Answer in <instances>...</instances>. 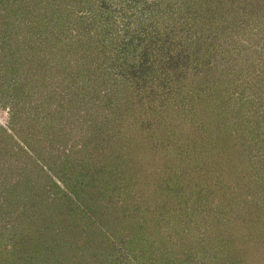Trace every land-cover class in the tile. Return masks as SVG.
I'll return each mask as SVG.
<instances>
[{
  "label": "rangeland",
  "instance_id": "obj_1",
  "mask_svg": "<svg viewBox=\"0 0 264 264\" xmlns=\"http://www.w3.org/2000/svg\"><path fill=\"white\" fill-rule=\"evenodd\" d=\"M83 1L55 3L70 5L65 34L41 27L38 6L26 0L19 2L27 17L15 26L0 17V68L46 74L27 86L31 98L16 108L14 131V90L0 73V264H264V0H161L146 14L144 1L112 5L105 20L119 21L118 50L154 17L177 29L173 38L200 40L182 45L189 58L157 66L169 70V85L159 78L143 89L128 77L102 83L109 74L96 68L106 56L100 38L84 37L88 23L78 33L67 19L97 18L98 6ZM80 7L89 10L76 13ZM113 38L107 55L117 48ZM31 44L43 45L38 59L20 62ZM61 48L71 53L69 68ZM86 82L91 94L77 102L72 85ZM117 85L123 114L103 109L95 118L94 104L107 105L106 90ZM48 123L49 133L40 127Z\"/></svg>",
  "mask_w": 264,
  "mask_h": 264
},
{
  "label": "trees",
  "instance_id": "obj_2",
  "mask_svg": "<svg viewBox=\"0 0 264 264\" xmlns=\"http://www.w3.org/2000/svg\"><path fill=\"white\" fill-rule=\"evenodd\" d=\"M20 0H0V17L3 18H9V22L8 25L9 26H15V24H17V19L19 18L18 16L22 15L24 16L23 11L26 10V8H24L21 3L19 2ZM40 1H44V0H26L27 4H29L31 6V3L33 4V6H38L37 10H36V15H38L36 18H33L34 20H37V22L40 24L41 27H49L52 29V26L55 28L56 32H58V34L64 32V30L66 31L65 27L66 25V19L64 20V15L65 12L67 10V6H70V4H73L75 2H84L83 0H68L69 3H63L62 5H59L58 7L55 5V3L59 0H46L47 4L46 6H43L42 4H40ZM62 0H60L61 2ZM124 1L125 0H90V5L88 7H93L98 6L97 7V11L98 14L95 12L94 16L96 15V19H93V15L90 16V18L84 22V19L80 16L76 17V20H72L71 15L67 18L70 19L71 21H73V26L74 28L78 31V33L80 32V28L83 24H87V32L88 34L84 37H87L91 40L92 37H96L98 36L100 38V40L98 41L99 43L102 44V47L104 48L102 50V55L105 56V59L103 58V60H101V62H95L97 63L96 68L97 71H100V69L102 68V70L104 69V75L109 74L108 78L105 80H103V84L107 85V86H111V84L115 85V84H120V80L122 79V77H128V78H134L137 82V86H140L139 88H142L143 85L145 84V86L148 85V82L151 83H155L158 80H161L162 78V84L165 85H169V81H166L165 79L167 78V72H169V70L165 69L162 70L163 72H159L157 70V66H166L168 63L170 64L171 62L177 60L178 58L183 60L185 58H189L190 52L187 51V49H183V44L184 42H191L193 41V43L195 44H200V40L197 39V37L193 38L191 36H185L184 38H188L190 40H186L183 37H179L177 39L172 37V34L175 33V35H178L177 29L175 27H172L171 25H168L167 22L163 21L164 18H162L161 20L158 21L159 18H153V24L151 25H147L145 27V31H141L138 32V34L135 35H128L130 36L128 39H126L125 41L120 43V47L118 50V41L117 38H120V36H122V31H120L119 29V21L118 19L116 21L111 22L110 19L105 20V14L107 12L110 11L111 6L113 5V7L119 8L120 6L124 5ZM144 1V4H146V8H145V12L144 14H146V12L150 11L152 13H155L154 9H151L153 6L151 5H162L161 4V0H155V3L151 2L150 0H133V2L131 3V5H140L142 2ZM31 2V3H30ZM109 2V3H108ZM37 3L39 5H37ZM102 3V5H100ZM159 3V4H158ZM84 4V3H83ZM82 5V4H80ZM165 5V4H164ZM171 8L174 7L172 4H170ZM124 7L121 8V10ZM167 8H170L169 6ZM31 9V8H30ZM173 9V8H172ZM171 9V10H172ZM32 10V9H31ZM84 10H89L86 9L84 7H80L78 8V10H76V13H84ZM166 8L162 9L161 12H166ZM32 11H29V13H31ZM160 13V9H157L156 14ZM11 15L13 17H17L14 18L15 20H10ZM155 15V14H154ZM24 17H27V15H25ZM62 20L63 22H57L56 20ZM31 20V19H30ZM142 20H144L142 18ZM20 21V20H19ZM23 23H27V18H24ZM47 25V26H46ZM52 25V26H51ZM9 29H13V27H8ZM100 28H102L103 32L102 33L100 31ZM40 29V28H37ZM64 29V30H63ZM90 30V31H88ZM170 31V33H168L167 31ZM183 31V30H182ZM9 32V31H7ZM185 32V31H184ZM65 34V32L63 33ZM104 35V36H103ZM164 35H166V40H164ZM81 36H83L81 34ZM115 36L116 42H115V46H117L116 49H113L111 51V53L109 55L108 52L110 50H106L108 49V46H106L107 44V40L109 39H114L113 37ZM26 37V36H24ZM141 38V39H139ZM168 39V40H167ZM172 39H177V40H172ZM23 43V42H22ZM23 49L21 47L17 46V50L18 51H26L25 48V42L23 44ZM42 46L43 45H38V46H34L33 44H31L29 47V51L26 52V55L28 57H26L25 60L20 59L23 63H25V61H29L30 64H32L33 62H35L38 57L39 54L42 50ZM105 47H107L105 49ZM194 48L196 50L197 46L194 45ZM55 50L58 52V48H55ZM63 58H61V60H63L62 65H64V67L69 68L70 63L68 65H66V61L69 60V54L71 55V53L68 51V49L65 48H61L60 49ZM68 53H67V52ZM195 52V51H194ZM74 53V52H73ZM14 51L9 53V60L8 61H13L15 62L16 58H14ZM38 55V56H37ZM57 55V54H56ZM197 56V55H196ZM185 57V58H184ZM56 58V57H55ZM17 61V60H16ZM112 62L111 66L110 64H108V62ZM78 62V64L80 65V63L83 65L84 64V60L80 59V61H76ZM28 63V62H27ZM12 66H8L6 68V70H4L3 68H0V73L5 74L6 76V83L3 82L4 86H7V91L8 89H10V87L14 90L12 93V124H13V129L15 128V121L17 120L18 117H20V113L16 108H19V106H21L23 101L22 99H29L30 94L27 92L26 88L27 86L29 87H34L35 84H37L38 82L40 83L46 76L45 74V70L41 68V72L39 73V71L35 68V67H29L28 69L23 68L22 70L19 69H14ZM120 68V72L118 71V69ZM54 68L53 70L49 69L48 72L54 74V80H56L58 82L59 78H60V70H56V73L54 72ZM33 73L32 77H30L29 73ZM16 75V77L22 78V81H15L12 82V78L10 77V75ZM62 74V73H61ZM165 74V75H164ZM195 76H197V73L195 71ZM194 76V78H195ZM161 78V79H159ZM127 79V78H126ZM126 79H124V82L126 83ZM157 80V81H156ZM24 83V84H23ZM50 83V81H49ZM52 84V83H50ZM82 88L79 87L78 85H76L75 83L72 85V88L77 92V94L74 95V99H76V101H82L81 98L86 97L87 95L91 94V90H88V83L86 82L84 85L82 84ZM95 86V85H92ZM120 86H116L114 89L115 91H108L106 90V94L108 96H111V100H107V105H103V104H94L95 106L99 107V109H94V111H96L98 114L96 115L95 118L99 119V116L101 113L104 114L103 109L105 110V112H107V114H114L117 111L121 112V110H119L118 108H120V106L117 104L116 105V101H121L120 99V95H121V89L119 90ZM197 88H199V84L197 85ZM143 89V88H142ZM88 90V91H87ZM104 90V89H103ZM5 92V88L3 89V93ZM31 92V91H30ZM204 92V91H203ZM3 93L1 94V96L3 95ZM22 96L20 98H18L19 95ZM61 94V93H59ZM92 94L95 95V102L99 103L101 95H102V89L97 90L96 92L92 91ZM53 96L50 92L49 93H45L44 96ZM106 95V96H107ZM114 96H117L118 98H116V100L114 98ZM105 95L102 97L104 99ZM65 97L61 98L64 99ZM144 100L141 102L142 105L144 106L145 103V99L146 97L143 98ZM115 101V102H114ZM73 102H75L73 100ZM38 106H35L36 110H34V114L35 116L38 113H41L42 108L41 106L39 107V109L37 108ZM123 108L124 104L122 105ZM102 108V109H101ZM24 110L26 111V107H24ZM50 115H52L51 113H48ZM47 114V115H48ZM123 114V113H122ZM47 115L44 117V119H47ZM31 116V115H30ZM106 117V115H105ZM55 120V119H53ZM52 120V121H53ZM39 124V123H38ZM100 125V129H102V123L98 122L96 124V126ZM41 130L49 133V129H50V125L48 123V126H42L40 124ZM15 131V129H14ZM32 131V130H31ZM0 133H6L5 130H0ZM2 161V160H1ZM0 161V166H2ZM4 161V160H3ZM8 162V160H7ZM5 161V164L7 163ZM0 173L1 170H0ZM9 176L8 173L6 174L5 177Z\"/></svg>",
  "mask_w": 264,
  "mask_h": 264
}]
</instances>
